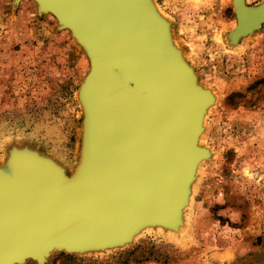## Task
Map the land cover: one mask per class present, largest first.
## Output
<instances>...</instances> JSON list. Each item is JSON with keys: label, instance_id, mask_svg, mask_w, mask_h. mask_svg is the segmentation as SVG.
<instances>
[{"label": "rangeland", "instance_id": "1", "mask_svg": "<svg viewBox=\"0 0 264 264\" xmlns=\"http://www.w3.org/2000/svg\"><path fill=\"white\" fill-rule=\"evenodd\" d=\"M149 1L196 84L212 95L198 140L208 157L177 233L149 228L123 247L53 253L45 264H264V24L235 44L230 0ZM58 27L31 0H0V172L9 174L10 154L23 150L67 175L78 165L79 88L89 64Z\"/></svg>", "mask_w": 264, "mask_h": 264}, {"label": "water", "instance_id": "2", "mask_svg": "<svg viewBox=\"0 0 264 264\" xmlns=\"http://www.w3.org/2000/svg\"><path fill=\"white\" fill-rule=\"evenodd\" d=\"M33 1L37 14H50L89 60L81 90L82 156L77 171L67 175L52 161L18 160L34 157L33 152L12 151L11 176L0 181V264H45L53 253L123 247L143 224L178 230L184 187L196 160L208 157L205 148L192 144L193 122L186 111L193 101L194 109L199 102L212 104L211 93L194 86L192 69L179 63L171 49L168 53L159 30L141 19L137 0ZM240 1L249 14L233 8L231 43L264 24V1L254 7ZM75 10L82 11L80 18ZM244 19L253 24L243 29ZM106 79L113 83V103L98 95ZM91 92L98 95L95 104ZM103 107L109 125L100 136L104 144H91L97 135L94 118ZM121 109V121H114ZM17 192H22L20 200ZM22 224L28 228L16 238ZM41 231H46L44 238Z\"/></svg>", "mask_w": 264, "mask_h": 264}, {"label": "bare ground", "instance_id": "3", "mask_svg": "<svg viewBox=\"0 0 264 264\" xmlns=\"http://www.w3.org/2000/svg\"><path fill=\"white\" fill-rule=\"evenodd\" d=\"M32 2H34L33 0H31ZM122 1H125V0H122ZM230 2H231V4H232V9L234 8V9H236L237 11H238V13L239 14H249L244 8H243V6H242V4H241V1L240 0H230ZM15 3H16V1H15ZM63 3V2H62ZM244 3V2H243ZM154 5V4H153ZM244 5H246V4H244ZM135 6H136V8L138 9V11H139V13H140V17H141V19L144 21V20H146V24L148 25V22L150 21V24H151V26L152 27H154V29L155 28H157V30H159V38H160V40H161V44H164V47L166 48V50L168 51V53H170L171 54V52H170V50L169 49H171L172 50V52L173 53H175V57H176V60L180 63H182L184 66L185 65H187L184 61H183V59L181 58V56H180V54H179V52L172 46V44H171V41H170V37H169V31H168V25L166 24V22L165 21H163L159 16H158V14L156 13V11H155V9H154V7L152 6V4H151V2L149 1V0H137V2H136V4H135ZM157 10V9H156ZM160 12V11H159ZM234 13V12H233ZM45 14H47V13H45ZM74 15L76 16H78L79 18H80V16L82 15V11L81 12H79L78 14H76V10H75V12H74ZM246 17V16H245ZM235 18V17H234ZM240 21V20H239ZM253 21L251 20V21H249V19H244L243 21H241V27L244 29V28H248L249 26H251L253 23H252ZM235 26H236V19H235ZM235 26H234V28H235ZM233 28V29H234ZM232 29V30H233ZM231 30V31H232ZM230 31V32H231ZM251 34V33H250ZM155 35H157V33H155ZM155 35H153L152 34V37L153 36H155ZM246 35H248V34H246ZM154 41H156L157 43H158V38H157V36H155L154 38ZM237 39V38H236ZM235 39V40H236ZM76 41V40H75ZM175 43V42H174ZM236 44V43H235ZM168 45V46H167ZM175 45V44H174ZM81 47V46H80ZM177 47V46H176ZM83 48V47H82ZM82 50H84V49H82ZM172 53V54H173ZM182 53V52H181ZM173 56V55H172ZM102 57H103V55H102ZM112 57H115L114 55H112ZM174 57V56H173ZM175 59V58H174ZM87 60H88V58H87ZM103 60H105V56L103 57ZM104 62H106V61H104ZM178 63V64H179ZM88 64H89V60H88ZM90 66V65H89ZM182 66V65H181ZM188 66V65H187ZM186 67V66H185ZM108 68V65L106 66V67H104V69H107ZM183 68V67H182ZM187 68V67H186ZM184 71L186 72V70L184 69ZM193 71V70H192ZM88 72H89V70H88ZM186 74H187V77L189 78V74L186 72ZM106 77V76H105ZM82 82H81V84H80V88H79V100H80V102L79 103H81V106H82V110H83V104H84V101H83V98H82V94H81V90H82V86H83V84H84V78H83V80H81ZM106 81H107V79H106ZM104 81V82H102L101 84H100V87H99V89H100V92L98 93V95L99 96H101L102 98H104V99H106V103H107V101L108 102H114V99H113V96L111 95V93H112V88H113V83L112 82H110V81ZM192 82L190 81L189 82V84H190V86H192V84H191ZM193 84H194V86L195 87H197V88H199V91H202L204 94L206 93H208V92H206L205 90H201V88L196 84V78H195V81L193 82ZM84 88V87H83ZM197 92V91H196ZM98 95L94 92V94L91 92L90 94H89V96H90V98H91V100H93L94 101V104L96 103V101H97V99H98ZM209 95V94H208ZM102 101V100H101ZM201 103H203V102H199V104L200 105H198V107H197V105H196V107H197V109H196V107H195V109H194V106H195V101H193V103H192V106H191V108H190V110H187L186 111V117H187V119H189L190 121H192L193 122V128H192V131H191V137H192V144H194V146L195 147H197V148H199L200 147V145H199V135H200V133H201V126H202V118H203V115H204V112H205V110H206V108L209 106V104L211 103H209L208 105H207V103H203V104H201ZM110 107L111 108H113L114 107V105H113V107H112V105L110 104ZM122 109L119 111V110H117L116 112H115V115H116V117L117 118H114V121H121V119H120V116H121V114H122ZM194 112V113H193ZM104 113V107H103V110H102V113H100V114H98V115H95V118H94V123H93V127L95 128V132H96V136L94 137V140L92 141V143L91 144H104L101 140H103V139H101V137H102V132H104L105 131V129H106V127H108L109 125H108V121L106 120V116L103 114ZM206 113V112H205ZM123 115V114H122ZM195 116V117H194ZM205 120V119H204ZM112 123H114V122H112ZM124 126H125V124H124ZM203 127V126H202ZM186 133L188 134V133H190V128H188V129H186ZM101 134V135H100ZM101 136V137H100ZM103 138V137H102ZM97 146H96V152H97ZM95 151V150H94ZM23 154V153H22ZM31 155H33L34 157H19L18 158V160L19 161H26V162H29V163H34V161L35 160H38V161H49V160H47V159H44V158H41V157H39V156H37L36 154H31ZM81 156H82V151L80 152V159H79V162H78V165L80 164V160H81ZM202 160H205L204 158H200V159H197L196 160V163H195V165H194V167H193V169H192V171H191V173H190V176H189V180H187V183H186V185H185V187H184V194H183V200H182V204H181V206H180V208H179V210H178V214H177V216H179V218H178V220H179V222L181 221V212H182V209L185 207V205L187 204V202L189 201V195H190V189H192V186H194L193 185V182H194V179H195V177L197 176V175H195L196 174V170H197V168H198V166L200 165V162L202 161ZM51 162V161H50ZM53 163V162H52ZM76 166V168L74 169V171L72 172V173H75L76 171H77V169H78V167L79 166ZM61 169V168H60ZM198 172V171H197ZM0 181H6V178L5 177H10L11 176V171L9 172V174H7V173H4V172H0ZM196 180V179H195ZM17 182V181H16ZM19 188H21V186L19 187ZM29 189V188H28ZM192 191V190H191ZM29 192V193H28ZM30 193H31V191H27V193H26V195H27V197H29V195H30ZM17 197H18V200H20V197H22V192H17ZM191 200V199H190ZM189 203V202H188ZM16 222V221H15ZM142 224V223H141ZM153 224H143V225H139V226H137V227H135L133 230H132V232H131V234H130V239H132V238H134L135 236H138V235H140V233L142 232V231H144V229H148L149 230V228H152L153 226H152ZM27 228L28 227H26V225H25V227H24V225L22 224V225H20V226H17V228L15 229V233H16V238H20L21 236H22V230L23 229H26L27 230ZM157 228H159V227H157ZM153 229V228H152ZM160 229V228H159ZM179 230V229H178ZM28 231H30V230H28ZM38 231H40V229L38 230ZM32 232H36V229H33L32 230ZM169 233V232H168ZM176 233H177V231H176ZM45 234H46V231H44V232H40V236L42 237V238H44V236H45ZM14 247H16V245L14 246Z\"/></svg>", "mask_w": 264, "mask_h": 264}]
</instances>
